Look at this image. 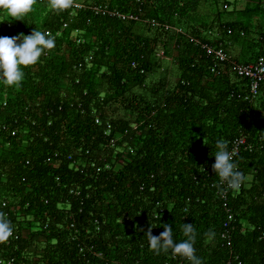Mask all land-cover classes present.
Masks as SVG:
<instances>
[{"label":"trees","instance_id":"trees-1","mask_svg":"<svg viewBox=\"0 0 264 264\" xmlns=\"http://www.w3.org/2000/svg\"><path fill=\"white\" fill-rule=\"evenodd\" d=\"M77 1L141 10V20L89 10L71 18L40 0L23 20L0 15L10 22L0 36L70 24L19 86L0 82V212L19 236L0 241V258L190 264L157 254L145 234L169 224L179 241L183 223H193L203 264H264V81L252 98L249 79L234 69L264 58V0ZM219 50L228 62L216 58ZM160 53L176 75L168 70L151 83ZM86 57L92 66L80 72ZM242 137L252 150L243 146L234 157L246 180L227 194L236 219L230 248L212 164L216 140L232 152Z\"/></svg>","mask_w":264,"mask_h":264},{"label":"clouds","instance_id":"clouds-1","mask_svg":"<svg viewBox=\"0 0 264 264\" xmlns=\"http://www.w3.org/2000/svg\"><path fill=\"white\" fill-rule=\"evenodd\" d=\"M35 3L36 0H0V15L6 16L9 21L23 20L33 10ZM72 6L73 0H49V7L55 11L67 10ZM54 47L55 37L36 27L27 35L20 33L15 36H0V82L8 86H19L25 78L24 69L36 64L46 50ZM215 147L213 171L219 177L222 186L239 191L246 177L239 170L233 153L228 148V141L218 139L215 141ZM245 149L252 150L248 144ZM163 228L164 231L158 236L152 234L151 227L146 232L151 250L157 254L161 251L171 252L187 259L190 264H203L195 248L197 231L193 223H183L182 232L186 238L179 241L176 240L171 225L164 224ZM12 234V222L0 212V241H6ZM206 236L211 240L215 237V232L209 230Z\"/></svg>","mask_w":264,"mask_h":264},{"label":"built area","instance_id":"built-area-1","mask_svg":"<svg viewBox=\"0 0 264 264\" xmlns=\"http://www.w3.org/2000/svg\"><path fill=\"white\" fill-rule=\"evenodd\" d=\"M45 1L47 2L49 0H40V2H45ZM137 2L140 5L143 4V0H137ZM224 8L228 9V6L226 5ZM83 10L84 11L89 10L97 17L105 16V17L117 18L122 21H140L141 20V16L139 14V12L141 13V10H139L138 13L121 12L118 9H111L108 6H102V5L87 6L83 2H79L77 0H73V6L70 9L63 10V11L68 12L69 16L71 18H74L77 14H79ZM152 24L162 29L164 28L165 30L172 29L171 26L160 24L158 22H152ZM69 25H70L69 22H65L62 29L57 33H54L50 30H47L46 32H48L49 34L55 37V44H56V40L58 39V37L62 35L64 29H67ZM8 26L10 27V22H8L7 20L0 19V28L8 27ZM175 30L178 33H182L181 29L176 28ZM78 42L81 43L82 39H80ZM197 43H199V41H197ZM216 54H217L216 58L220 62H228L230 60V56L223 50L217 51ZM83 60L84 61H81L77 67L80 72L92 66L93 57H86ZM134 66L136 65L134 64ZM234 69L236 73H238L239 76L249 79L251 83V94L253 95L252 98H255L259 93L260 83L264 81V58H261L254 64L234 66ZM96 122L99 123V120H97ZM243 146H247L246 137H242L235 142L234 150L232 151L233 157H235L239 153L240 149ZM250 149H252V146H250ZM95 167L96 166L93 165V168ZM101 170H102L101 168H97L98 173L101 172ZM219 185L222 186L221 183ZM223 187H224L223 192H218L219 194H222V197L225 200L224 207L226 208L228 212V218L226 219L225 224H224L225 232L223 233V238L226 241L227 246L231 248L233 246L231 232L234 229L233 223L235 222L236 219H235V215L228 207L227 194L230 192L231 189H228L226 186H223ZM18 238L19 236L13 233L12 236H10L8 240H6V243L10 244L12 239L17 240ZM0 264H15V259L0 258Z\"/></svg>","mask_w":264,"mask_h":264},{"label":"rangeland","instance_id":"rangeland-1","mask_svg":"<svg viewBox=\"0 0 264 264\" xmlns=\"http://www.w3.org/2000/svg\"><path fill=\"white\" fill-rule=\"evenodd\" d=\"M244 2L245 1H241L239 3V9L244 8V5H245ZM230 10H231V8H230ZM75 36H76V34H75ZM157 58H158V60H160L162 67L158 68L156 70V72L154 73V76H152V78L149 79V80L152 81L151 83H157L158 80L161 78V75H163L164 72H166V71L168 72V70L170 71V75L171 76H175L176 75V73H175L176 72V67L172 64L170 59L165 58L162 55V53L158 54Z\"/></svg>","mask_w":264,"mask_h":264},{"label":"crops","instance_id":"crops-1","mask_svg":"<svg viewBox=\"0 0 264 264\" xmlns=\"http://www.w3.org/2000/svg\"><path fill=\"white\" fill-rule=\"evenodd\" d=\"M248 56L250 57L251 55L248 53Z\"/></svg>","mask_w":264,"mask_h":264}]
</instances>
